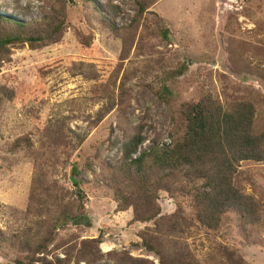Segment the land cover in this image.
Returning a JSON list of instances; mask_svg holds the SVG:
<instances>
[{
	"label": "rangeland",
	"instance_id": "rangeland-1",
	"mask_svg": "<svg viewBox=\"0 0 264 264\" xmlns=\"http://www.w3.org/2000/svg\"><path fill=\"white\" fill-rule=\"evenodd\" d=\"M60 1L0 0V15L47 35L0 50V264H264V160L233 179L256 208L215 228L178 193L125 206L112 182L122 144L138 128L133 157L171 143L182 104L251 102L264 136V0ZM81 201L90 226L51 224Z\"/></svg>",
	"mask_w": 264,
	"mask_h": 264
},
{
	"label": "trees",
	"instance_id": "trees-1",
	"mask_svg": "<svg viewBox=\"0 0 264 264\" xmlns=\"http://www.w3.org/2000/svg\"><path fill=\"white\" fill-rule=\"evenodd\" d=\"M65 16V13L57 14L58 22L52 32L61 30ZM37 25L0 15V50H7V45L28 43L32 46L44 40L47 35H43ZM165 31L161 29L164 39L167 37ZM187 68V64L180 63L172 74L182 75ZM168 78H163L161 86L155 90L156 96L166 102L175 97L167 84ZM7 96V91L0 87V99ZM256 113L258 110L252 103L245 101L227 108L214 104L211 99L182 104L177 112L182 128L178 134L174 127L176 134L170 136L171 143L153 144L133 157L143 141L142 130L138 128L122 144L120 177L116 181L112 179L116 186L125 188L121 197L126 201L125 206L131 205L135 195L145 203L157 199L159 191H166L180 194L197 220L209 228L219 226L229 211L239 213L241 218L250 215L256 204L234 185L233 179L242 161L264 160V136L256 130ZM71 173L75 176L76 168L72 167ZM78 206L80 210L75 213L62 211L58 218L51 219V224L56 228L68 223L90 226L83 201ZM145 247L156 251L150 242ZM41 264L53 263L44 261Z\"/></svg>",
	"mask_w": 264,
	"mask_h": 264
},
{
	"label": "water",
	"instance_id": "water-1",
	"mask_svg": "<svg viewBox=\"0 0 264 264\" xmlns=\"http://www.w3.org/2000/svg\"><path fill=\"white\" fill-rule=\"evenodd\" d=\"M71 180L74 181L73 178Z\"/></svg>",
	"mask_w": 264,
	"mask_h": 264
}]
</instances>
